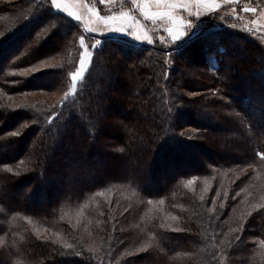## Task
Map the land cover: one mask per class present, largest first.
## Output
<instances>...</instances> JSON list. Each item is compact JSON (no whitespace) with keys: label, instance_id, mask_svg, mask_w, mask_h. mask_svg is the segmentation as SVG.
<instances>
[{"label":"trees","instance_id":"16d2710c","mask_svg":"<svg viewBox=\"0 0 264 264\" xmlns=\"http://www.w3.org/2000/svg\"><path fill=\"white\" fill-rule=\"evenodd\" d=\"M22 4L9 10L0 0V119L9 136L29 141L37 135L40 144L34 150L21 144L12 154L5 144L13 138L0 140V264H264V207H260L264 157L258 155L264 152V125L257 126L253 117V112L264 117L260 44L243 32L206 24L197 32L199 38L175 57L185 78L176 75L175 81H169L162 74L151 75L147 86L141 82L143 69L150 71V64L162 62L156 60L157 54H147L131 43L122 50L104 45L103 51L94 52L80 91L63 108L59 125L49 127L44 119L47 112H24L28 109L14 107L10 100L17 94L57 95L69 89L72 68L61 45L69 42L68 35L52 42L49 34L39 31L36 19L42 11L37 1ZM48 12L46 21L56 15L50 7ZM207 35L213 41L207 42ZM74 44L68 58L74 56ZM211 53L219 55L216 69L208 61ZM51 56L62 60L43 73L34 71L43 67L41 59ZM188 63L200 72L190 77ZM102 66H108L109 73ZM129 66L135 68L127 72ZM156 71L164 72L161 65ZM106 77H113L112 81L106 82ZM170 87L181 92L186 105L206 101L214 128L204 129L185 112L189 118L183 123L189 127L185 135L192 139L168 134L169 125L177 127L166 120L167 107H162L168 102L162 90ZM148 88L151 94L133 110L134 118L125 115L121 126L109 122L117 104L148 95ZM105 92L108 97L98 106ZM24 104L50 109L56 102L50 105L42 98ZM23 119L26 127L19 130ZM234 124L240 127L239 137L234 131L227 134L233 135L226 138L223 149L222 143L221 150L218 146L214 151L204 142ZM23 128L26 134H21ZM197 148L210 159L191 156ZM43 149L54 159L49 162L40 154ZM98 149L102 153L95 156ZM81 153L78 167L71 166L74 184L54 197L56 171L49 163H56L59 155L64 160ZM95 158L100 163H93ZM103 158L108 161L104 168ZM34 179L38 180L31 185ZM23 183L31 187L30 193L17 196L18 190H26ZM38 195L42 198L35 202ZM213 200L216 213L210 211ZM46 236L49 241L43 239ZM55 240L61 242L52 243Z\"/></svg>","mask_w":264,"mask_h":264},{"label":"rangeland","instance_id":"374dc122","mask_svg":"<svg viewBox=\"0 0 264 264\" xmlns=\"http://www.w3.org/2000/svg\"><path fill=\"white\" fill-rule=\"evenodd\" d=\"M5 1H6V6H7V8L9 10H14L15 8H18V6L22 7L23 6L22 2H24V0H5ZM36 1L38 3V6L40 7V9L42 11L41 15H39L38 19H36L37 20L36 22L39 24V27L41 26V28H42L41 30L39 28V31L42 32L43 34L47 33L46 35L49 34L48 37L51 36L50 38L52 39V42L53 41L61 42V41H63V37L65 35H68V41L69 42L68 43L66 42V44L65 43L61 44L62 45V49L64 51L63 52V58H65V56H66V58L64 59L65 62H67V63L70 62V64H71L70 67L72 68L71 70L72 71L75 70V67L78 66L79 56H80V54L82 52V49L79 46L78 40L75 39V36H78L79 34H84L86 36V43H93L94 42L93 37L99 38V34L98 33H96V34L83 33L82 28L77 29V28L73 27L75 22H73V23L72 22H70V23H63L62 22L61 24H64V25H63V28H60V26H59L60 25V21L57 18H55V17L51 18V24H49V21L45 20L46 17H48L47 13H49L48 12V7L41 8V5L48 4L49 0H47L46 2L43 1V0H36ZM89 2L90 3H97V6L100 7V9H101V14H105L108 11L109 8H115V7H119L120 6L119 0H118L116 5H100L98 0H89ZM243 4H248L250 7H255L257 9L264 10V0H238V4L234 5V7H235L236 12L239 14L240 18H237L236 16H233L231 14L232 13V8L231 7L224 8L219 13L218 16H216V17H214L212 19L211 18L202 17L201 21L197 22L196 26L192 29V31L189 33L188 36L184 37L181 41H177V43H176L177 49L178 50L180 49V47H181L180 45L182 44V42H184L186 40H189V38L192 36V33L201 32V28L203 26H206V24L214 25L213 27L219 28V29H226V28L230 29L231 28L233 32H243V33H245V35H247L246 36L247 39H250L252 41L254 40V42L260 44V46L264 49V31H255L254 33H249L247 31V28H254V29L258 28L259 25L264 24V20H262L258 16H254L251 13H245L242 10V5ZM27 5H29V4H27ZM27 5H25V6H27ZM124 6L125 7L130 6V0H125ZM56 15H60V14L56 13ZM220 16H223V20L220 19ZM253 21H255V24H253ZM149 27H153V26L149 25ZM158 27L159 26H156L157 29H158ZM208 27H209V29H211V26H208ZM10 29L12 30V28H10ZM52 30L53 31L55 30L56 33L52 34ZM70 33H72V34H70ZM69 34L72 35V36H70V38H69ZM162 34H164L162 31H158L157 32V35H162ZM38 35H39V32H38ZM39 36L43 37L42 34L39 35ZM71 38H73V41H72ZM204 38L207 40V42L213 41V39H214L210 35H207ZM129 40H130L131 45H133L132 47H134L136 49H139L141 51H146L147 50V52H148L147 54H152V53L157 54V56H159V57L158 58L155 57L156 60L157 61H159V60L162 61V62H159V64H157V65L155 63L154 64H150V65L148 64L149 68L151 69L150 71H145L146 69H143L144 72H145V75H143V77H142V81H141L142 84H144L145 86L149 85V81H147V79L151 78V75L155 76V75L162 74V76H165V78H166L165 80H169V81H171L172 78H173L172 81H175V76L176 75L179 76V79L185 78L184 74L182 73V70L180 69L181 68L180 60L177 61L176 58H175L176 56H173L172 58H169V57L165 56L164 52L161 51V49L168 47L163 42H160L159 40H157L156 43L150 44V43H147V42L134 41V40H132V38H129ZM72 42L73 43L75 42V44L73 46L74 49H72L74 56L73 57L70 56V58H68L67 55H68V52L70 51L69 46H72V44H73ZM16 49L13 50L11 53H13V52L15 53L17 51ZM88 51L92 52L93 54L95 52L92 48H89ZM71 54H72V52H71ZM160 56H162V57H160ZM218 56L219 55H217V54L216 55L212 54V53L210 54V56L208 58V61H209L211 69H216L218 67V63H219ZM61 58L62 57L51 56V57H48L46 59H41V60L45 64H47L49 66H53L54 64H57V62H59V60H62ZM257 59H258L257 60L258 62H261L263 60V58H257ZM92 61H93V55H92V59H91L90 63L88 65H86L85 73L83 74L81 80L77 83V92H76V94L74 96H70L68 101H67V103H69L71 101L70 100L71 98H75L77 93H78V91H80V88H81V85H82L81 82L85 78V75H86L88 69L91 67ZM250 62H252V61H250ZM4 64H5V62L2 63V65H4ZM40 65L43 66L41 63H40ZM160 65L162 66V69L164 70L163 73H160V72L158 73L156 71L157 66L160 67ZM123 66H124V63L120 64L118 66V68L123 67ZM0 68H1V66H0ZM107 68H108V66L107 67H103L102 66L101 69H103L104 72L109 73ZM118 68L116 69L114 74L117 73ZM134 68H135V66H129L128 69H127L128 70L127 72H130V70L132 71ZM189 68L192 69L189 72V74H191L190 77H193L194 75H196V73L200 72V69H196L193 66L192 63L189 64ZM263 73H264V70H263ZM102 77H104V76H102ZM112 78L113 77H111V78L106 77L105 81L106 82H111ZM180 83L182 84V82H180ZM144 85H143V90H144ZM193 86H195V85H193ZM70 87H71V84H70L69 88ZM67 91L68 90L66 89L63 93H60V94H57V95L56 94H51L50 95V94H46V93H29V94H21V95L17 94V95H13L12 100H10V101H11V105L14 106V107L28 109V111H24V112H32V111H30V109L33 110L36 113H38V112L39 113L47 112V114H45V117H44V119L46 121V125L49 126V127H51L53 125L54 126H58L59 122L61 120V116L58 119H53L52 122L49 123L48 122L49 121V113H51L53 111L54 106H56L57 102L60 101L63 98L64 93L67 92ZM149 91H150V89L148 88L147 89V94L148 95H144L143 97L137 95V96H133V97L127 99L126 105H122V106L119 107V105L117 104V106L115 107L116 108L115 111L113 110L114 116H113V118L109 119V122L113 123L114 125H120L121 126V125H123L124 121L126 122V118H124L125 115H129V116L131 115L132 118H134V115L132 114L133 110L138 108L139 104L141 105L143 103H146V98H148V96L151 94ZM162 91L164 93H166L167 100H168V102L165 101L164 99L162 100V101L166 102V103L162 104L163 110H165V108L167 107V111L164 112V114L166 113V117L165 118L168 121L170 120L172 122V124H176L177 125V127H175V128L171 127L169 125L168 126V131H167L168 134L170 133L171 135H178V133H184V132H185L184 134H186L187 130H189L188 129L189 127L188 126H183V123H186L189 120V118L184 116L185 112H186L187 115L189 114V117H193L195 119L196 123H199L203 128L205 127L204 129H206V128L213 129L214 128V123L210 119L211 118L210 115H213V113L211 111H209V109L206 107V101H203V103L202 102L200 103L199 101H197V102L193 101L192 103H189V104L186 105V104H184V102H181V99H180L181 92L178 89H176V87H173V88L170 87L169 89L165 88ZM144 92H145V90H144ZM111 94L114 96L116 93L113 94L111 92ZM196 94H198V93H196ZM117 95L119 96V94H117ZM107 97H108L107 92L102 94L101 97H100L101 99L99 101L98 106H100L101 104L103 105L102 100H103V102H105ZM119 97H122V96H119ZM42 98L47 100V102H49L50 105H53L54 101L56 102V104L53 105L52 108H50V109H46L43 106H37V105L36 106H34V105H29L28 106L26 104L22 105V102H29V101L30 102H35V101H37L39 99H42ZM150 98H151V96H150ZM19 108H17V109H19ZM57 111H59V109H57ZM167 113H168V115H167ZM253 113H254L253 117H255V119L257 121V124H258L257 126L264 125V117L260 116L256 112H253ZM103 116H102V118H103ZM169 116H170V118H169ZM24 121L25 120L23 119V121L21 122V125H26V123ZM3 124H4V122L2 121V119H0V140H4L7 136L10 137V138H13L12 136H9L8 134H6V131H7L6 128L4 130H2V127H4ZM188 124L189 123H187V125ZM21 125L18 126L19 130L22 128ZM124 125H125V123H124ZM24 128L22 129V131H24ZM25 131H24V133H21V134H26ZM219 131L220 132L218 133V136L211 135L208 139L204 140V142L207 143V145L210 147V149H212L214 151H217V147L219 146L220 143H222V144H220L222 149L224 148V145L226 144V138L227 137H231L233 135V134H231L230 136H227V134H229V133L234 131L235 132L234 133V137H239L238 133L240 131V127L237 126V124H234L232 126V128L228 127V128L221 129ZM78 136H79V134H78ZM219 137H220V139H219ZM23 140L24 139H20V138H18V139H15V138L10 139V142L5 144V147L7 149L12 150L11 151L12 154L16 153L15 151H17V149L19 150V146L21 144L26 145V147L30 146L31 149L33 148V150L37 149L39 147L40 137L37 136V135L36 136L35 135H31L29 141H26V140L23 141ZM111 143L113 145H116L117 141L115 142L113 140V142H111ZM219 148H220V146H219ZM220 150H221V148H220ZM98 152L100 153L99 155H101V153H102L101 149H98V151L96 152L95 156H97ZM181 152L183 153V151H181ZM55 153L58 154L57 152H55ZM182 153H181V155H182ZM40 154H44L45 157L46 156L49 157V162H50L51 159H54L51 154L48 155V152L45 151V149H43L40 152ZM197 155H198V158L204 159L205 161L209 160L210 159L209 156H211V155L207 154L206 152H204L202 149H199V148H197L196 149V153L193 152V154L191 156H197ZM83 156H84V154H82V153H81V155H79V157H74V156L70 155V157L68 159L66 158V159L63 160L62 156L59 155L58 157L55 156L56 159L58 160V161H56V163H54V162L52 164L49 163V165L51 167L55 168V171H56V173H55L56 175H53V178H52V180L55 181L54 185L57 186V188L54 191V195H53L54 197H56L59 194L63 193L66 189H68L71 185L74 184L73 183L74 182L73 179L76 180V177L73 175V179H72V174H74V172H75V167L72 169L71 166L75 165L76 167H78L77 165H79L80 159ZM182 156H185V158H186V155L183 154ZM181 161H183V160L181 159ZM92 162L95 163V164H98V163H100V158L99 159L95 158V160L92 159ZM107 162H108L107 159L103 158L101 160V164H102L103 168L107 166ZM197 166H199V165H197ZM165 168H167V166L164 165L162 167V171ZM79 169H83V168L79 167ZM30 176L33 177V175H30ZM35 180L37 181L38 179H34V181H32V182L29 181L30 184L31 183L35 184L36 183ZM23 184L26 185L25 188H26L27 191L26 190L24 191V190L20 189V190H18V192L16 194L17 196L25 197V196H27L30 193L31 187L29 185H27L26 183H23ZM54 185L52 184L51 188H53ZM39 198H42V195H40V196L38 195L37 198L34 201L35 202L38 201ZM37 205H39V204L37 203Z\"/></svg>","mask_w":264,"mask_h":264},{"label":"snow or ice","instance_id":"6c2138e0","mask_svg":"<svg viewBox=\"0 0 264 264\" xmlns=\"http://www.w3.org/2000/svg\"><path fill=\"white\" fill-rule=\"evenodd\" d=\"M98 2L100 5H116L118 0H98ZM124 3L125 0H119L120 6L109 8L105 14H101V9L97 6V3H90L89 0H49L47 5H41V8L50 7L60 14L50 16L49 24H51V18L55 17L60 21V24L62 22H75L73 27L82 28L83 33L99 34V38L93 37V43H86L84 34L75 36L82 49L78 59V66L69 73L71 87L64 93L58 104L54 106L53 111L49 113V122L63 115V108L66 106L69 97L76 94L77 83L85 73L86 65L92 59L93 53L88 51L89 48L94 51H103L104 45L114 44L122 50L123 46L130 44L129 38L150 44H154L159 40L168 46L161 49V51L164 52L165 56L172 58L173 56L182 55L184 50L199 38L198 33H192V36L185 42L182 49L178 50L176 47L177 41H181L188 36L197 22L201 21L202 17L212 19L218 16L224 8L231 7V14L240 18L234 7V5L238 4V0H130V6L128 7H125ZM193 8L195 9L194 12L192 11ZM242 10L264 20V10L250 7L248 4H243ZM220 19L223 20V16H220ZM253 24H255V21H253ZM149 25L153 27H149ZM156 26H159L158 29ZM158 31H162L164 34L157 35ZM247 31L249 33L264 31V24L259 25L255 29L247 28ZM0 35L3 34L0 33ZM40 63L43 67L34 69V71L43 73L44 69L50 67L43 61H40ZM21 127H26V125H21ZM18 134L16 133V135ZM178 134L192 139V137L186 136L184 133ZM258 155L264 157V152L258 153ZM226 195L225 193V197ZM216 196L219 198L220 193L217 192ZM200 199L204 200V197L201 196ZM260 207H264V205ZM210 211L212 213L217 211L215 200L212 201ZM43 239L45 241L50 240L47 236ZM239 239V236L235 237V240L238 241ZM59 242L61 241H52V243ZM261 243H264V241ZM66 247L73 246L66 245Z\"/></svg>","mask_w":264,"mask_h":264},{"label":"crops","instance_id":"0c3cea01","mask_svg":"<svg viewBox=\"0 0 264 264\" xmlns=\"http://www.w3.org/2000/svg\"><path fill=\"white\" fill-rule=\"evenodd\" d=\"M192 11L194 12V11H195V9L193 8V9H192ZM185 14L187 15V13H185Z\"/></svg>","mask_w":264,"mask_h":264}]
</instances>
